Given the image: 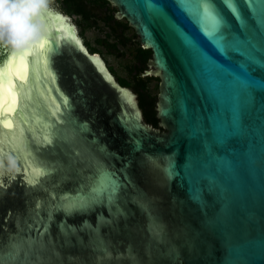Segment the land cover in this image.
<instances>
[{"label": "water", "instance_id": "water-1", "mask_svg": "<svg viewBox=\"0 0 264 264\" xmlns=\"http://www.w3.org/2000/svg\"><path fill=\"white\" fill-rule=\"evenodd\" d=\"M26 2L0 57V264H264V0H109L151 51L158 129Z\"/></svg>", "mask_w": 264, "mask_h": 264}, {"label": "trees", "instance_id": "trees-1", "mask_svg": "<svg viewBox=\"0 0 264 264\" xmlns=\"http://www.w3.org/2000/svg\"><path fill=\"white\" fill-rule=\"evenodd\" d=\"M51 3H56L64 14L71 16L74 15V22L77 27L79 35L83 37L84 30L97 21H101L107 31L101 38H95L94 42L96 46H92L87 40H84V44L90 53H100L102 51L115 53L120 55L117 45H123L128 38L124 37V30L131 28L129 23L120 22L117 18L116 11L110 12L109 0H47ZM117 10V9H116ZM109 39L112 41L109 42ZM131 42H134L136 46L133 49L132 57L135 62L129 64L126 68L127 76H117L112 66H108L109 72L115 76L116 81L123 87L130 88L136 95L137 105L141 110L143 119L151 126L157 127L158 118L156 117L155 102L156 97L152 96L147 89L149 80L153 77L148 74H144L149 65L151 59L150 49H144L140 46L135 31H132ZM98 46H101L100 49ZM159 79V78H156Z\"/></svg>", "mask_w": 264, "mask_h": 264}, {"label": "rangeland", "instance_id": "rangeland-1", "mask_svg": "<svg viewBox=\"0 0 264 264\" xmlns=\"http://www.w3.org/2000/svg\"><path fill=\"white\" fill-rule=\"evenodd\" d=\"M42 1L47 6H49L52 10H54L55 12H60V13L64 14V12L60 9V7L56 3H54V2L51 3L47 0H42ZM109 4H110V8H111L110 12L111 11L115 12L116 7L113 6L111 3H109ZM64 15H66V14H64ZM66 18L71 24H74V26L76 27L75 22H74V18H75L74 15H71V16L67 15ZM120 22H126L125 18H120ZM93 24L94 25H92V26H90L84 30V33H83L84 38L83 39L87 40L90 45L96 46V44L94 42L95 38L103 37L105 35V32L107 31V27H105V25H103V23L101 21H97ZM76 29H77V27H76ZM132 31H133V29H131V28L124 30L123 35L125 38H128L129 41H127L123 45H121V44L117 45L119 52H122V54L115 55V53H109V52H104V51H102L101 54L97 53L98 56L104 62V65L107 67V69H108V66H112V68L114 69L117 76L126 77L128 74L127 70H126L127 66L129 64L131 65L133 62H135L133 57H132V53H133V49L136 46V44H134V42H131ZM77 32H78V30H77ZM78 35H79V33H78ZM81 39H82V37H81ZM83 39H82V42L84 44ZM111 41L112 40L109 39V42H111ZM8 46H9V43L6 40H0V57L3 54H5V51L8 48ZM98 47L100 49L102 48L101 46H98ZM152 70H153L152 66L147 67V71H149L148 75L153 76L147 84V89H148V92L152 96L156 97V100H157L159 79H156V78H158V76L154 75L152 73ZM112 76L116 81L115 76L114 75H112ZM128 89L132 92V90L130 88H128ZM152 127H154V126H152ZM154 128L158 129V125H157V127H154Z\"/></svg>", "mask_w": 264, "mask_h": 264}, {"label": "clouds", "instance_id": "clouds-1", "mask_svg": "<svg viewBox=\"0 0 264 264\" xmlns=\"http://www.w3.org/2000/svg\"><path fill=\"white\" fill-rule=\"evenodd\" d=\"M33 7L26 0H0V40L16 46L18 37L32 27L29 13Z\"/></svg>", "mask_w": 264, "mask_h": 264}, {"label": "bare ground", "instance_id": "bare-ground-1", "mask_svg": "<svg viewBox=\"0 0 264 264\" xmlns=\"http://www.w3.org/2000/svg\"><path fill=\"white\" fill-rule=\"evenodd\" d=\"M58 14V13H57ZM60 15V14H59ZM61 16V15H60ZM62 18H64L63 16H61ZM75 32V31H74ZM79 44H81V41L77 38ZM94 57L97 59V61L100 63V65L102 66V68L105 70V67H104V63L102 60H100L98 54H95ZM109 76V75H108ZM110 77V76H109ZM111 78V77H110Z\"/></svg>", "mask_w": 264, "mask_h": 264}, {"label": "flooded vegetation", "instance_id": "flooded-vegetation-1", "mask_svg": "<svg viewBox=\"0 0 264 264\" xmlns=\"http://www.w3.org/2000/svg\"><path fill=\"white\" fill-rule=\"evenodd\" d=\"M143 117V116H142ZM149 124V123H148Z\"/></svg>", "mask_w": 264, "mask_h": 264}]
</instances>
